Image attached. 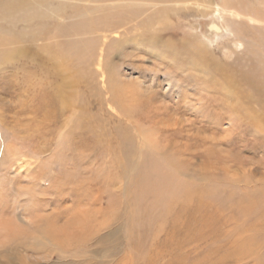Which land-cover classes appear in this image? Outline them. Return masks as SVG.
Segmentation results:
<instances>
[{
  "label": "rangeland",
  "instance_id": "obj_1",
  "mask_svg": "<svg viewBox=\"0 0 264 264\" xmlns=\"http://www.w3.org/2000/svg\"><path fill=\"white\" fill-rule=\"evenodd\" d=\"M248 1L259 7L260 17L252 16L256 22L238 9L243 17L225 11L221 22L230 32L213 42L203 37L209 38L210 9L204 15L189 5L148 29L127 33L132 23L117 24L119 33H105L95 55L83 64L72 60L67 75L37 46L1 68L0 134H14L35 149L48 148L44 161L59 151L70 174V183L59 185L60 190L52 187L61 180L57 174L47 176L45 192L40 187L33 192L41 205L31 210L27 186L32 175L0 172V196L8 197L12 216L20 223L17 216L63 211V227L76 210L88 208L73 200L70 215L71 203H64L69 189L83 181L102 202L106 224L99 242L89 248L75 244L64 257L54 252L44 258L41 252L39 263L84 260L87 256L73 255L77 248L87 252L91 264H264V133L258 127L264 125V0ZM239 24L242 34L236 33ZM151 33L162 36L160 45L136 41L138 34L145 39ZM162 41L179 52L181 62L172 59ZM196 45L206 46V53L193 62L190 53ZM112 82L120 87V100ZM61 89L68 91V103L58 98ZM121 104L125 112L127 104L132 106V112L124 114ZM58 140L66 143L63 148ZM5 147L0 137V164ZM151 156L180 162V167L162 163L158 168L176 177L178 185L165 193L170 203L165 206L155 200L149 188L153 182L140 183L156 172ZM180 183L193 188L179 193ZM89 250L102 257H91ZM27 251L32 252L14 245L0 255V264L20 259L31 264Z\"/></svg>",
  "mask_w": 264,
  "mask_h": 264
},
{
  "label": "bare ground",
  "instance_id": "obj_2",
  "mask_svg": "<svg viewBox=\"0 0 264 264\" xmlns=\"http://www.w3.org/2000/svg\"><path fill=\"white\" fill-rule=\"evenodd\" d=\"M189 5L194 6L198 12L202 9L203 11L200 12H202L204 15L207 14V11L205 9L209 8L211 11L210 13H208L212 15V21L208 24L209 34L207 35L209 36V38H206L205 35H203L205 41L207 42H213L215 36L219 37L221 35H224L226 31H229V29L222 23L225 19V11L228 12L231 16L239 18L243 13L247 16L249 21L255 22L256 20L252 16H259L260 14L258 10L259 7H257L254 3L251 4V2H249L248 0H223V3H221V5H225V7L229 9H225L219 3L212 2L211 0L208 2V4L205 3L204 0H0V70L5 64L16 62L18 58L26 55L29 52V49L37 46L44 53H46L51 60L55 62V65L57 67L62 68L64 74L67 75L68 70H70L71 68L72 60H81V63L83 64L86 58L88 59L89 57H93L95 55L98 43L103 37H106L105 33H119L116 29L117 24L123 27L127 24L132 23L133 25L130 24L132 26L127 28V33H132L133 30H137L138 27L148 29L149 27H152L156 24V20L165 19L166 17L171 16L170 14L177 15L183 8L189 7ZM237 9L239 11H242V13H239ZM243 28L244 27L239 24L236 29L237 32H235L237 34H242ZM146 35L147 31H144L142 36ZM140 36L141 35L138 34L136 41L141 43L142 40L149 39L150 42L155 46L160 45V41L163 40L161 38L162 36L158 33H151L149 37H144L145 39H142ZM161 46L165 47V49L168 48V52L173 49L170 45L164 42ZM194 48L195 49L192 50L189 49L192 51L190 53V56H192L193 62L198 60L200 57H203L206 53V46L204 47L202 45H196V47ZM171 55L174 61L181 62V60L179 59L182 58L179 55L178 51L174 53L171 52ZM76 66L78 65L76 64ZM66 79L67 77L64 78V80ZM64 82L60 84V87L65 88L66 83ZM3 84H5L3 86L6 87L10 83L7 82ZM110 86L112 91H115L116 97L117 94H119V96L117 97L118 100H120L119 98H123L118 84L116 85L115 82H112L110 83ZM223 89L227 93L230 91L233 93L232 90L224 86ZM57 96L61 101L64 100L68 103L69 96L67 90L64 91L63 89H61L58 92ZM124 105L125 104L120 105V109L122 112H124V114L128 111L132 112L131 109H133V107L129 104H127V110L125 112V109L123 108ZM258 127H260V131L264 133V125H259ZM6 133L4 132L0 134L1 140L6 142L4 151L5 154L3 153V160H1L2 163L0 164V172L2 174L4 170L8 169L11 173L19 172L17 174L27 173L28 176H30V174L32 175V178L29 181V185L27 186V190L31 196L29 205L30 209L34 210L33 207L40 206L41 203L39 205L38 199H33V192L36 191L38 187H40L41 190L45 192L46 187L44 181L46 180L47 176H52V174L56 176L57 174L56 177L61 179L60 181L59 179H55L54 185L51 184L53 188H60L62 184H67L69 182L68 180L70 174L65 172L66 165L68 163H65L66 161L64 162L62 153H60L59 151L55 156L52 155L51 159L48 158L46 159L47 161H44V156L47 153L46 151L48 150V148L45 147L44 149H35L33 146L29 147V144H25V141L21 137L15 136L14 134L13 136H11L10 134V136H8L6 135ZM150 139L151 135L148 136V142L154 148V141ZM68 143L70 142L68 141ZM58 144H61L63 148V144L66 143H64L63 141L62 144L60 143V140H58ZM148 159L155 163L154 165L151 163V165L152 169L155 167L156 172H152L149 176L146 175L145 177L140 178L142 180L144 178L145 179L143 181H140L139 179V181L140 183L153 182L152 184H150L149 188L155 195V200L159 203V205L162 202L164 206L168 205L170 203L165 200V193L169 191L168 189H170L172 185L173 187H178V185L173 182L175 181L176 177L173 178L171 176L172 174L166 175L163 172L161 173L158 171V168H162L163 164H173L176 165V167H180V162L174 163V161L171 160L168 156H165L160 161V158L157 159L152 156ZM55 165H58V168L55 167ZM76 167L78 169L80 166L76 164ZM83 170L84 169L81 168L79 170V174H81V178L83 177L82 179L85 180L86 177L84 176ZM6 174L7 172H5V175ZM6 179L8 181L12 179L11 183L14 180L8 174ZM85 184L86 183H84L83 181L80 182L78 186L69 189L70 195L68 197L66 196L64 203H71L74 200L76 202L75 204H77L78 206H87L88 208H84V210L80 208L81 210L79 209L80 211L78 212L77 210H74L72 206L73 204L71 203L69 209L70 207H72L73 210L70 209L71 212L69 214H74V211L75 214L72 215L73 217L69 216V219L63 227L59 226L63 211H57L53 214H50L45 213L47 209H44V214L42 215H39L40 213L36 214L35 218H30V214H27L28 216L26 215L27 217L25 218L17 216V219L18 221H20V223L17 222L14 215L12 216L11 214L13 210L15 211V209L11 207L12 210H9L10 206L7 207L9 200L8 197L5 193V195H1L0 248L3 249L0 250V255H4L5 252H9L15 245L32 251L31 253L28 251L26 253V257L28 258L27 260L31 264H47L39 263L38 258L40 257L41 252L45 254L44 258H52V254L54 252L56 254L62 253V256L64 257L68 256V248L73 247L75 244H77V246L86 245L85 248H89L93 246L92 243L99 242L103 237V234H100V232L106 224L104 223L105 220L102 216L103 209L101 207V197L95 196L93 192L90 193L91 190H89V188H87ZM158 184L159 186L157 188L156 186ZM161 184L163 185V187ZM180 184L181 188L179 189V193H181V191L183 192L187 189L193 188L182 185L183 183ZM171 191L173 192L174 190ZM40 194L41 192H39V195ZM210 195H212V192ZM93 197L95 199L92 202L91 199ZM54 203L57 204V202ZM60 204L61 203L59 200L58 205ZM69 209L67 208V210ZM13 214L16 215L15 212ZM71 229L74 230L75 234H73ZM6 244H8L9 246L6 247ZM74 249L76 251V254H73L74 256L87 257L84 260H77V262L64 260L65 264H91L89 262L90 256L87 255V252L85 253V251L77 250V248ZM88 252L91 253V257H102L100 251L89 250ZM20 260L21 262L15 264H23L24 261L22 259Z\"/></svg>",
  "mask_w": 264,
  "mask_h": 264
}]
</instances>
